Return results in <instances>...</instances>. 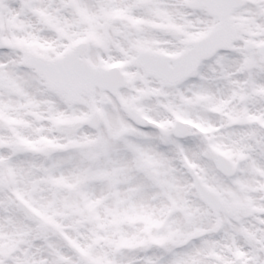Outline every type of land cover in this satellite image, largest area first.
Wrapping results in <instances>:
<instances>
[{"label":"snow or ice","instance_id":"snow-or-ice-1","mask_svg":"<svg viewBox=\"0 0 264 264\" xmlns=\"http://www.w3.org/2000/svg\"><path fill=\"white\" fill-rule=\"evenodd\" d=\"M0 264H264V0H0Z\"/></svg>","mask_w":264,"mask_h":264}]
</instances>
